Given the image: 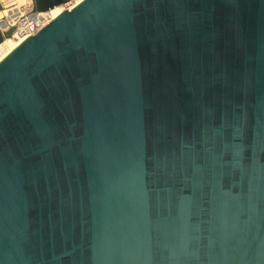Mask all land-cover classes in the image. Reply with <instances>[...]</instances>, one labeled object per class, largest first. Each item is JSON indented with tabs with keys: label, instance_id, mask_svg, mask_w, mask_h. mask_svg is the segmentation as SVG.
Here are the masks:
<instances>
[{
	"label": "water",
	"instance_id": "95a60500",
	"mask_svg": "<svg viewBox=\"0 0 264 264\" xmlns=\"http://www.w3.org/2000/svg\"><path fill=\"white\" fill-rule=\"evenodd\" d=\"M0 264H264V0H81L8 52Z\"/></svg>",
	"mask_w": 264,
	"mask_h": 264
},
{
	"label": "built area",
	"instance_id": "2783aa9c",
	"mask_svg": "<svg viewBox=\"0 0 264 264\" xmlns=\"http://www.w3.org/2000/svg\"><path fill=\"white\" fill-rule=\"evenodd\" d=\"M68 3H70V1L66 2L65 4H68ZM51 19H52V16H51L50 10L44 11V12H38L36 14L21 13L17 19V22L13 26L11 38H14L22 42L29 36H32L35 33H37ZM0 45H1L0 57H1L3 54L2 50H5L6 48L3 47L4 41L2 42V44L0 43Z\"/></svg>",
	"mask_w": 264,
	"mask_h": 264
},
{
	"label": "rangeland",
	"instance_id": "374dc122",
	"mask_svg": "<svg viewBox=\"0 0 264 264\" xmlns=\"http://www.w3.org/2000/svg\"><path fill=\"white\" fill-rule=\"evenodd\" d=\"M68 1H70V3L72 5H75L77 0H68ZM79 1L80 0H78L77 2H79ZM19 2L20 3L16 2V0H15V2L13 0H5L2 3L3 4V8L2 9H4L5 11H3L1 13V15H0V30L6 31V30H8L10 28H13V26L17 22V19L20 16L21 13L36 14V13L39 12L35 7H34V11H33V9L32 10L29 9V7H28L26 9H29V12H25V10L24 9H21L20 6H19V4H24V0H19ZM64 4L65 3L59 4V5L55 6L56 8L54 7V9L51 8L52 9V10L50 9L51 10V14L52 15L53 14H56L55 13L56 10H63L65 8V5ZM8 38H10V40L12 42L11 41H8L9 43H11V45L9 44V46H7L4 43L3 47H5L7 49L6 52L8 51V49H10L11 46H13V47L15 46L16 47V46H18L20 44L19 42H21V41H19L18 43L14 44V42L16 41V39H14V38L11 39V36H9Z\"/></svg>",
	"mask_w": 264,
	"mask_h": 264
},
{
	"label": "bare ground",
	"instance_id": "6f19581e",
	"mask_svg": "<svg viewBox=\"0 0 264 264\" xmlns=\"http://www.w3.org/2000/svg\"><path fill=\"white\" fill-rule=\"evenodd\" d=\"M77 1H78V0H77ZM77 1H76V2H77ZM80 1H81V0H80ZM80 1H79V2H80ZM67 2H68V1H67ZM79 2H77L76 4H78ZM65 3H66V2H65ZM76 4H75V5H76ZM64 5H65V8H64V9H69V8H71L72 6H74V5H72L71 3L64 4ZM55 8H56V7H55ZM53 9H54V8H53ZM64 9H63V10H64ZM51 10H52V9H51ZM51 10H50V11H51ZM63 10H62V11H63ZM62 11L59 12V10H58L57 13L60 14ZM58 14H57V15H58ZM57 15L55 14V15L53 16V15L51 14L52 18H55ZM11 39H12V38H11ZM8 41H11L10 38H6V39L4 40V43H5L7 46H9V44L11 45V43H9ZM11 42H12V41H11ZM18 42H19V40H16V41L14 42V44H16V43H18ZM1 44H2V43H1ZM14 44H13V45H14ZM14 47H15V46H14ZM14 47L11 46L10 49H8L7 52H6L7 49L2 50L3 54H2V56L0 57V60H1V59H2V58H3L8 52H10L11 50H13ZM16 47H17V46H16ZM0 48H1V45H0Z\"/></svg>",
	"mask_w": 264,
	"mask_h": 264
},
{
	"label": "crops",
	"instance_id": "0c3cea01",
	"mask_svg": "<svg viewBox=\"0 0 264 264\" xmlns=\"http://www.w3.org/2000/svg\"><path fill=\"white\" fill-rule=\"evenodd\" d=\"M5 0H0V15H1V13L3 12V11H5L4 9H2L3 8V2H4ZM14 2H15V0H13ZM16 2H18V3H20L19 2V0H16ZM77 3V2H76ZM19 6H20V8L21 9H24L25 10V12H29V9H33V11H34V2H33V0H24V4H19ZM29 7V9H26V8H28ZM20 9V10H21ZM57 11L58 10H56V15L58 14L57 13ZM60 11H62V10H59V12ZM55 14H53V16H54Z\"/></svg>",
	"mask_w": 264,
	"mask_h": 264
}]
</instances>
